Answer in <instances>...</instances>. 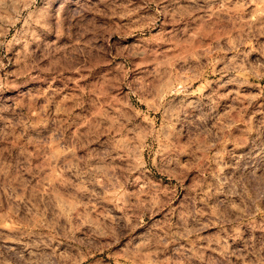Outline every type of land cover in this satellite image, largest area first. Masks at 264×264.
Segmentation results:
<instances>
[{
    "label": "rangeland",
    "instance_id": "rangeland-1",
    "mask_svg": "<svg viewBox=\"0 0 264 264\" xmlns=\"http://www.w3.org/2000/svg\"><path fill=\"white\" fill-rule=\"evenodd\" d=\"M0 264H264V0H0Z\"/></svg>",
    "mask_w": 264,
    "mask_h": 264
}]
</instances>
